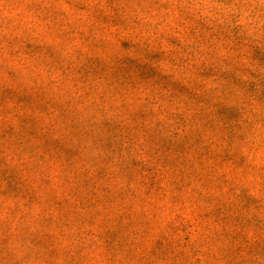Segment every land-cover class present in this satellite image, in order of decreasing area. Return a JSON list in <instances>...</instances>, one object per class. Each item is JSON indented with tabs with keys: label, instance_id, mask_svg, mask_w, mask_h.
I'll return each instance as SVG.
<instances>
[{
	"label": "rangeland",
	"instance_id": "rangeland-1",
	"mask_svg": "<svg viewBox=\"0 0 264 264\" xmlns=\"http://www.w3.org/2000/svg\"><path fill=\"white\" fill-rule=\"evenodd\" d=\"M0 264H264V0H0Z\"/></svg>",
	"mask_w": 264,
	"mask_h": 264
}]
</instances>
